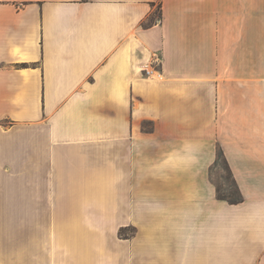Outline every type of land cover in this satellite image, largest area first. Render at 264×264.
Returning a JSON list of instances; mask_svg holds the SVG:
<instances>
[{
    "label": "crops",
    "instance_id": "obj_1",
    "mask_svg": "<svg viewBox=\"0 0 264 264\" xmlns=\"http://www.w3.org/2000/svg\"><path fill=\"white\" fill-rule=\"evenodd\" d=\"M0 264H264V0H0Z\"/></svg>",
    "mask_w": 264,
    "mask_h": 264
},
{
    "label": "rangeland",
    "instance_id": "obj_2",
    "mask_svg": "<svg viewBox=\"0 0 264 264\" xmlns=\"http://www.w3.org/2000/svg\"><path fill=\"white\" fill-rule=\"evenodd\" d=\"M159 8H157V12ZM213 177L219 186V196L228 199H236L237 191L235 189L234 183L231 179L229 170L221 157L217 169L213 171Z\"/></svg>",
    "mask_w": 264,
    "mask_h": 264
},
{
    "label": "trees",
    "instance_id": "obj_3",
    "mask_svg": "<svg viewBox=\"0 0 264 264\" xmlns=\"http://www.w3.org/2000/svg\"><path fill=\"white\" fill-rule=\"evenodd\" d=\"M219 157H223V154L221 152H219Z\"/></svg>",
    "mask_w": 264,
    "mask_h": 264
}]
</instances>
